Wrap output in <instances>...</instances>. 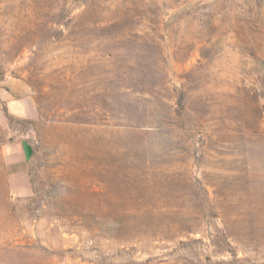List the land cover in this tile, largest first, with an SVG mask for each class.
I'll return each mask as SVG.
<instances>
[{
  "label": "rangeland",
  "instance_id": "obj_1",
  "mask_svg": "<svg viewBox=\"0 0 264 264\" xmlns=\"http://www.w3.org/2000/svg\"><path fill=\"white\" fill-rule=\"evenodd\" d=\"M7 82L0 264H264V0H0Z\"/></svg>",
  "mask_w": 264,
  "mask_h": 264
},
{
  "label": "crops",
  "instance_id": "obj_2",
  "mask_svg": "<svg viewBox=\"0 0 264 264\" xmlns=\"http://www.w3.org/2000/svg\"><path fill=\"white\" fill-rule=\"evenodd\" d=\"M39 117L36 102L29 92L17 95L9 88L0 87V162L6 186L14 195H22L31 186V165L36 154L34 142L14 127L10 118L35 121Z\"/></svg>",
  "mask_w": 264,
  "mask_h": 264
},
{
  "label": "water",
  "instance_id": "obj_3",
  "mask_svg": "<svg viewBox=\"0 0 264 264\" xmlns=\"http://www.w3.org/2000/svg\"><path fill=\"white\" fill-rule=\"evenodd\" d=\"M4 86L9 88L15 94L20 95V96L27 94L29 92L28 89L26 88V86H24L22 83L7 82Z\"/></svg>",
  "mask_w": 264,
  "mask_h": 264
},
{
  "label": "trees",
  "instance_id": "obj_4",
  "mask_svg": "<svg viewBox=\"0 0 264 264\" xmlns=\"http://www.w3.org/2000/svg\"><path fill=\"white\" fill-rule=\"evenodd\" d=\"M10 120H12L11 118H10ZM31 182H33V180L31 179ZM218 241L219 242H222V239L221 238H218ZM224 241V240H223ZM225 241H227V239H225ZM216 243H217V241H216ZM217 245V244H216Z\"/></svg>",
  "mask_w": 264,
  "mask_h": 264
}]
</instances>
